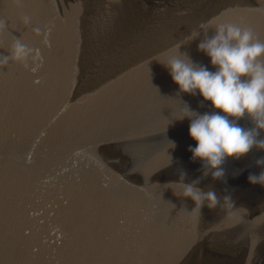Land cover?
Here are the masks:
<instances>
[{
	"label": "water",
	"instance_id": "1",
	"mask_svg": "<svg viewBox=\"0 0 264 264\" xmlns=\"http://www.w3.org/2000/svg\"><path fill=\"white\" fill-rule=\"evenodd\" d=\"M0 19V58L27 52L0 66V264H264V188L247 182L264 151L203 177L176 118L212 109L163 65L215 71L198 44L219 24L264 42V0H0ZM177 168L231 192L235 215L190 213Z\"/></svg>",
	"mask_w": 264,
	"mask_h": 264
},
{
	"label": "clouds",
	"instance_id": "2",
	"mask_svg": "<svg viewBox=\"0 0 264 264\" xmlns=\"http://www.w3.org/2000/svg\"><path fill=\"white\" fill-rule=\"evenodd\" d=\"M13 2L19 5L21 0ZM29 21L30 17H22L24 24ZM5 27V21L0 19V31ZM201 27L207 30V25ZM39 31L34 29L36 34ZM198 50L208 57L215 71L194 64L183 54L170 56L163 65L180 94H199L210 105L211 112L200 114L183 103L176 120L189 121L188 136L195 147L190 146L188 151L192 161L201 163L203 177L226 183V161L239 160L253 149L264 151V138H260L264 132V42L256 40L251 29L226 23L217 25L211 37L201 40ZM9 51L10 57L0 58V66L9 58L23 61L27 56L25 46L18 40ZM244 118L251 127L238 123ZM169 143L175 147L174 142ZM171 163L170 159L169 166ZM255 166L262 170L250 173L247 182L264 188V156L256 159ZM177 173L178 179L168 183L175 186L174 195L192 201L190 213L202 214L206 208L209 212L220 210L226 219L235 215L236 203L227 189L219 195L214 188L198 187L199 180L185 182L187 172L182 168H177Z\"/></svg>",
	"mask_w": 264,
	"mask_h": 264
}]
</instances>
